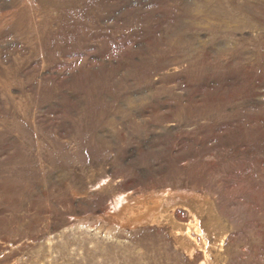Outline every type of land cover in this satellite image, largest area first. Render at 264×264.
Listing matches in <instances>:
<instances>
[{"label":"rangeland","instance_id":"374dc122","mask_svg":"<svg viewBox=\"0 0 264 264\" xmlns=\"http://www.w3.org/2000/svg\"><path fill=\"white\" fill-rule=\"evenodd\" d=\"M0 264H264V0H0Z\"/></svg>","mask_w":264,"mask_h":264}]
</instances>
